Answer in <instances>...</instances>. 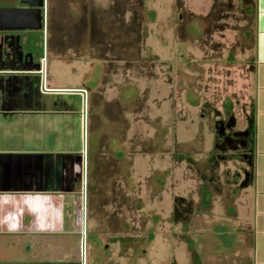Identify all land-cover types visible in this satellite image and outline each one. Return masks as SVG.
<instances>
[{
  "label": "crops",
  "instance_id": "0c3cea01",
  "mask_svg": "<svg viewBox=\"0 0 264 264\" xmlns=\"http://www.w3.org/2000/svg\"><path fill=\"white\" fill-rule=\"evenodd\" d=\"M99 1L47 0L45 31L42 35L45 42V53L42 59L43 80L48 89L66 91L85 89L94 66L100 65L103 72L94 87V91L97 92V110H95L98 115L95 124L102 120L110 121L107 113H104L105 104L111 105L109 107H111L110 111L113 115L117 112L118 105L123 107L122 117L130 121L132 117V112L129 109L131 97L125 93V89L132 86L129 76V61L133 47L130 31L132 20L130 1L107 0L106 6H101ZM192 1L186 6H179V10H181L177 11L178 14L173 13L172 25L174 28H178L179 15L183 9L190 11L194 16L212 17L218 3H222V5H226L228 11L237 12L238 17L235 21L239 26L237 29L239 41L236 49L240 50L241 55L250 56L252 60L248 77L250 93L248 99H251L250 108L255 127V99H261L258 95L256 96V54L258 52L264 57V0H235L234 3L232 0L230 2L229 0L227 2L224 0H199L202 2V7L199 4L194 5ZM20 5V0H0V8ZM158 18L160 19L157 14L152 15V20L148 19V22H153V20L158 22ZM200 20L199 23H202L203 20ZM201 27H203L202 24L195 27L194 41L200 42ZM35 34L36 31H24L25 41L30 37L32 39ZM0 35L3 33L1 32ZM50 41L53 43L51 44ZM30 45L26 51H35L34 44ZM17 65V68L0 66V74L4 76L15 74L24 76V79H28L26 75L32 76L31 68H21L19 64ZM19 72L24 74L20 75ZM105 75H109V80L106 82H104ZM111 75H113V79ZM42 87L43 94L48 93L44 86ZM83 95L86 106L87 99L84 93L81 96ZM8 102L6 103L5 99L0 97V226L2 231L16 233L21 230L22 225H27L32 231L41 229L40 227L47 228L48 232L57 233L56 237L62 242L58 249L65 253L62 258H68L74 251V243L71 241L72 238L65 233H72L81 225L94 229L101 221L108 222L109 232L115 237L113 264H128L126 249L131 234V219L128 211L131 193L123 188L124 192L119 199L121 207L118 213L114 214L110 210V213L103 216L102 212L97 213L92 206L91 209L89 206L84 209L83 213H77L74 210L76 190L70 186L67 174L68 163L74 158V149L68 140L63 142L62 147L29 144L27 154L19 153L23 151L12 147L14 145L9 144L10 141L5 143V136L14 137V132L19 127L27 128L28 143L34 134L35 139L39 137V130H42L41 125L44 126L45 131L55 130L61 135L63 129L65 132V129L68 128V116L50 113L35 114L36 111L44 110H37L33 106V102L30 107L24 108L13 106L10 100ZM46 102L47 110L51 111V99H47ZM21 111L24 113H20ZM31 112L33 113L31 114ZM88 125L89 121L84 114L85 129L88 128ZM39 126L40 128H38ZM37 129L39 130L37 131ZM161 129L163 128L161 127ZM119 131L109 136L107 141L109 147L106 148L100 141L101 132L95 131L92 134L87 129L85 137L87 136L89 143L90 134H92V145L88 144L87 153L86 150L83 151V159L90 160L94 164L98 158L112 154L113 159L122 164L126 165L130 161L132 168L138 165L142 166L141 163L146 162L148 170L153 169L147 173L146 177L151 178L152 176V179L159 180L163 187L165 185L164 174L167 170L163 168L164 148L158 144L153 151L149 150L145 155H130L131 126L126 128L124 122ZM157 132L156 130L155 136ZM67 134L66 131L64 136ZM45 135L47 134L45 133ZM173 160L175 161L174 158ZM253 175V184L243 190L234 200L237 212L236 224L249 225L252 232H254L255 205L254 144ZM156 181L152 180V183L156 184ZM161 189L163 190V188ZM212 199V211L215 214H222L221 195L214 194ZM52 216L55 218L52 219ZM105 217L107 221H105ZM49 237L51 236H46V238ZM50 241L48 240V242ZM252 249L249 252V264H251ZM49 250V248H44L41 255H49ZM8 259V262L13 263L24 258L9 254ZM37 259L36 255H32L29 262H35Z\"/></svg>",
  "mask_w": 264,
  "mask_h": 264
},
{
  "label": "flooded vegetation",
  "instance_id": "af4514ba",
  "mask_svg": "<svg viewBox=\"0 0 264 264\" xmlns=\"http://www.w3.org/2000/svg\"><path fill=\"white\" fill-rule=\"evenodd\" d=\"M132 9V20L130 24V31L132 33V56L129 61L130 70L134 65L140 64V58L138 54L137 46L141 37V22L143 20V1L141 0H129ZM216 8V11L212 13L213 17H199L194 16L190 11L183 9L179 15L178 32L183 36H189L194 38L196 33L192 32L191 23L198 21V26L201 27V35L203 33L214 34L225 30V26L220 23V12L223 11L222 3ZM142 8V10H141ZM203 20L202 23H199ZM190 24V26H189ZM189 26V27H188ZM13 38L10 42L5 44L6 50H13L15 56L14 60L0 63V66H13L21 68H31L33 72L32 76L26 75L28 79H24V76L13 74L12 76L0 74V97L12 102L15 107L24 108L26 106H33L37 110L35 114L50 113V114H65L68 116V128L64 129L61 135L53 130L48 132L44 130V126L41 125L39 130V137L35 139V134L32 137V144H38V146H52L62 147L63 142L68 140L71 143L72 149H74V158L69 161L67 167L68 180L70 186L74 188L76 201L75 211L77 213H83L84 209H91V206L96 212H102L105 214L118 213L120 211V197L122 195L123 188H126L130 193L128 211L130 214V238L127 245V259L128 264H141L142 258L146 256L148 246V212H147V189L149 180L151 181V187L154 191L158 190L162 186L159 180L152 183L151 178L145 177L136 178L133 177L132 163L128 161V164H122L113 159L112 154H106L98 158L96 162L91 163L90 160L83 159V151L88 150V144L92 145V134L95 131L101 132L100 141L108 148V138L113 133L120 132V127L125 122L126 128L131 126L128 119H123L122 112L123 107L117 106V112L112 114L111 107L105 104L104 113H107L110 121L102 120L95 124L97 115V92L94 88L86 85L85 89H77L72 91L66 90H53L50 89L48 93L43 94L42 86H45L43 77L37 72L36 63L42 61L45 53V42L43 41V31H37L36 34L25 41L24 32H12ZM2 36V35H0ZM31 42H33L31 44ZM44 42V46H43ZM238 43V41H236ZM19 43L24 50L25 57L27 59L33 58L34 63L23 62L19 60L20 50ZM52 44L53 41H50ZM34 44L35 51H26L29 45ZM236 44V43H235ZM30 45V46H31ZM212 49L225 48L226 44L220 41L211 42ZM137 50V51H136ZM136 56V57H135ZM142 62V61H141ZM19 74H24L23 72ZM30 74V73H28ZM108 75L104 76V82L108 80ZM91 82V81H90ZM134 87V93L131 96V102L129 109L132 114L137 115L143 113V99L141 95H137V87L131 82ZM169 93V96H164V100H175L181 95H184V99H188L187 103L190 106L199 107L201 123L200 126L207 128L212 136V149L206 155L204 159L191 160V156L186 154V157L180 152L181 145L179 141H176L174 145L173 155L176 162L181 159L194 164L193 179L199 180V187L194 192L199 198V201H194V198H187L177 195L174 197V204L172 209V216L175 220L184 224L186 230V224H192L196 221L197 216L211 215L213 208V195L220 194L222 197L223 216L226 221L234 222V229L230 228L228 223H218L214 226L215 233L219 235V246L227 250H234L235 247L241 248L243 254L241 258L250 260L249 252L253 246V232L249 225L244 226L241 223H237V212L234 200L241 194L243 190L248 189L253 184V144H254V124L252 109L248 111L246 106L240 105L236 109L232 107V103L227 100L232 98L223 97L224 101L220 107L213 105L210 101L205 100L198 102L199 98L194 88L186 87L181 94L180 84L176 83ZM82 90L86 91L85 97L87 99V105H84V95ZM55 91V92H53ZM177 95L175 98L174 93ZM51 99L52 110H47L46 101ZM206 99V97H203ZM238 99V98H237ZM142 100V101H140ZM237 101V105H238ZM111 106V105H110ZM96 109V110H95ZM20 113H24L21 111ZM33 112H31L32 114ZM84 114L89 121L88 128L84 126ZM139 116V115H138ZM141 117V116H139ZM112 120V121H111ZM87 121V120H86ZM124 121V122H123ZM35 123V122H34ZM36 124V123H35ZM37 125V124H36ZM40 128V126L38 127ZM87 129L90 131V141L88 143ZM66 131L68 132L67 135ZM159 132L157 135L149 140L142 137V133H134L130 138V155H145L149 150L153 151L158 145ZM45 133L47 135H45ZM85 133V134H84ZM163 131L160 134L162 136ZM202 141V139H201ZM192 143L187 142V145ZM203 145V142H202ZM186 146V145H185ZM188 156V157H187ZM182 160V161H183ZM71 165H74L71 167ZM221 168V170H220ZM55 218L54 216L51 217ZM152 221L157 222L160 219L159 213L153 214ZM105 221L107 218L105 217ZM32 231L27 225H22L21 230L16 233H6L2 231L0 226V264H113L114 263V249L113 244L115 237L110 234L108 222L101 221L94 229H89L86 226H78L77 230L72 233H65L69 235L74 243V251L68 258H62L65 254L64 251L59 250V244L62 242L56 237L57 233L48 232L49 229L40 227ZM43 230V231H42ZM47 230V231H44ZM228 235V241L222 238L223 235ZM51 236L46 238V236ZM217 235V236H218ZM11 237V238H10ZM51 238V239H50ZM48 240H51L48 242ZM187 243L188 251L191 252L190 258H193L194 264H203V256L201 253L196 254L195 242L189 238L184 239ZM61 242V243H60ZM226 242V243H225ZM44 248H49V255H41V251ZM235 251V250H234ZM67 252V251H65ZM121 253V251H120ZM18 255L21 259L17 262H8V255ZM36 255L38 257L35 262H29L30 256ZM169 264H178L175 260Z\"/></svg>",
  "mask_w": 264,
  "mask_h": 264
},
{
  "label": "rangeland",
  "instance_id": "374dc122",
  "mask_svg": "<svg viewBox=\"0 0 264 264\" xmlns=\"http://www.w3.org/2000/svg\"><path fill=\"white\" fill-rule=\"evenodd\" d=\"M141 1H143L144 18L140 20L142 34L137 43L138 51L136 50L141 58L140 64L134 65L129 71V76L131 82L137 87V95L140 94L145 100H140L143 103V113L132 114L130 119L131 134L141 132L142 137L151 140L155 137V131L160 130L158 144L165 150L163 168L167 170L164 174L165 185L159 187L157 191L153 190L149 180L146 200L149 215V240L146 256L140 263L169 264L175 260L178 264H194V259L190 258L191 252L188 251L187 243L184 241L189 238L195 242L196 254L202 252L201 254L205 255L203 264H249L245 257L241 258L243 251L238 245L235 247V251L221 248L218 245L219 235L215 233L214 226L218 223H228L230 228H235L233 221L225 220L223 211L222 214H215L212 211L211 215L197 216L194 223L186 224V230H183L184 224L172 216L175 195L199 201L197 195L194 194L199 187V180L193 179L194 175L197 176L194 172V164L183 159L179 162L174 161L175 156L172 155L174 145L176 141L183 143L181 145L184 146L180 147V152L184 157L187 154L192 157L191 160L204 159L212 149V136L207 128L200 126L202 120L198 105L190 106L187 103L188 99H184V95L177 98L175 92H173L174 97L177 99H163L164 96H169V93L174 91L175 84L179 83L181 94L186 87L194 88L197 96L200 97L198 102L208 100L213 105L220 107L224 101L223 97H229L232 99L227 101L232 103L234 109L244 105L248 111L250 110L248 77L252 60L250 56L241 55L240 50L236 49V41H239L237 32L239 26L235 19L238 14L228 11L226 5H223L224 9L220 12V23L226 29L214 34L204 33L198 42L189 36L181 35L172 25L173 13L178 14L179 6H186L191 0ZM196 1L193 0L192 3L202 7V2ZM233 1L235 2L232 0V3H234ZM99 2L101 6L107 4V0ZM155 14L160 17L158 22L154 20L148 22V19H151V16H155ZM229 16L231 17L229 18ZM197 25V20L191 24L192 32L195 31ZM213 41L224 42L226 47L212 49L211 42ZM263 58V55L257 52L256 96L258 95L261 99H255L254 104L256 123L254 127L255 205L251 264H264ZM102 72L100 65L94 66L87 85L94 88L101 78ZM111 76L113 79V75ZM125 93L131 97L134 87L126 88ZM28 135L26 127H19L14 132V137L5 136V143L10 141L9 144L14 145L12 147L23 151L19 153L27 154L29 144H32L28 143ZM187 142L192 143V147L191 144L187 145ZM141 164L142 166L138 165L133 168V177L144 179L147 173L153 169L148 170L146 162ZM153 181L155 182L156 179ZM155 213L160 215L157 222L151 219ZM150 235H152L151 239ZM222 238L228 241L229 236L225 234Z\"/></svg>",
  "mask_w": 264,
  "mask_h": 264
},
{
  "label": "water",
  "instance_id": "95a60500",
  "mask_svg": "<svg viewBox=\"0 0 264 264\" xmlns=\"http://www.w3.org/2000/svg\"><path fill=\"white\" fill-rule=\"evenodd\" d=\"M20 6L18 7H3L0 8V63L10 62L14 60V52L9 48L6 50L5 44L10 42L13 38L12 32H24L30 31H45V19L47 0H20ZM20 58L19 60L29 63H34L33 58L27 59L25 57L24 50L19 43ZM38 65L37 72L43 77V64L36 63Z\"/></svg>",
  "mask_w": 264,
  "mask_h": 264
},
{
  "label": "built area",
  "instance_id": "2783aa9c",
  "mask_svg": "<svg viewBox=\"0 0 264 264\" xmlns=\"http://www.w3.org/2000/svg\"><path fill=\"white\" fill-rule=\"evenodd\" d=\"M45 91H49L50 89L46 88V86H44ZM82 93L86 94L85 90H82Z\"/></svg>",
  "mask_w": 264,
  "mask_h": 264
},
{
  "label": "trees",
  "instance_id": "16d2710c",
  "mask_svg": "<svg viewBox=\"0 0 264 264\" xmlns=\"http://www.w3.org/2000/svg\"><path fill=\"white\" fill-rule=\"evenodd\" d=\"M152 238V235H150V239Z\"/></svg>",
  "mask_w": 264,
  "mask_h": 264
}]
</instances>
